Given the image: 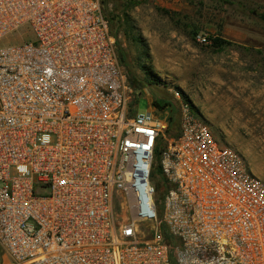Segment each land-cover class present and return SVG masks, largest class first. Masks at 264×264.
<instances>
[{
  "label": "built area",
  "instance_id": "2783aa9c",
  "mask_svg": "<svg viewBox=\"0 0 264 264\" xmlns=\"http://www.w3.org/2000/svg\"><path fill=\"white\" fill-rule=\"evenodd\" d=\"M6 38L0 264H264V181L178 92L175 136L137 109L101 0H0Z\"/></svg>",
  "mask_w": 264,
  "mask_h": 264
},
{
  "label": "rangeland",
  "instance_id": "374dc122",
  "mask_svg": "<svg viewBox=\"0 0 264 264\" xmlns=\"http://www.w3.org/2000/svg\"><path fill=\"white\" fill-rule=\"evenodd\" d=\"M101 1L120 64L134 80L137 109L170 118L178 92L216 140L264 181V0ZM214 39L227 45L215 48ZM160 94L177 108H154Z\"/></svg>",
  "mask_w": 264,
  "mask_h": 264
},
{
  "label": "trees",
  "instance_id": "16d2710c",
  "mask_svg": "<svg viewBox=\"0 0 264 264\" xmlns=\"http://www.w3.org/2000/svg\"><path fill=\"white\" fill-rule=\"evenodd\" d=\"M105 2V0H104ZM102 7L104 8V3L103 1H101ZM104 13V12H103ZM104 16L108 19L109 23H110V29H111V21L109 19V15L104 13ZM262 20H264V15H261ZM112 33V31H111ZM214 46L215 48L218 49H222L224 47V45H227V43L221 39H214ZM121 55V59H123V53L119 52ZM120 61V60H119ZM124 61V59H123ZM130 80L132 82V84H134V80L133 78L130 76ZM135 88V87H134ZM136 89V88H135ZM164 94V93H163ZM136 103V101H135ZM153 107L156 108L157 110L161 111L164 110L166 108H172V109H176V106H173V104L167 99V95H161L160 97H156L153 101ZM178 130H179V116H178V111L177 110H172L171 112V116L169 118V124H168V128L166 130V134L167 136H175L178 134ZM164 144L161 142L158 144V147L156 149V156H157V160L159 159V155L161 150L163 149ZM158 168L155 167V170H157ZM153 171V177H154V172Z\"/></svg>",
  "mask_w": 264,
  "mask_h": 264
},
{
  "label": "crops",
  "instance_id": "0c3cea01",
  "mask_svg": "<svg viewBox=\"0 0 264 264\" xmlns=\"http://www.w3.org/2000/svg\"><path fill=\"white\" fill-rule=\"evenodd\" d=\"M151 111H155V110H151Z\"/></svg>",
  "mask_w": 264,
  "mask_h": 264
}]
</instances>
